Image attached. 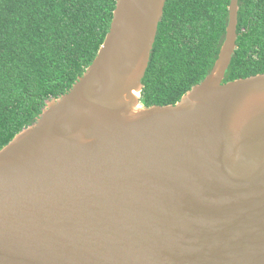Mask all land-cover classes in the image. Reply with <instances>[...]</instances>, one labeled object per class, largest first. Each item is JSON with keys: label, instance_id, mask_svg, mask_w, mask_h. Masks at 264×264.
I'll list each match as a JSON object with an SVG mask.
<instances>
[{"label": "water", "instance_id": "95a60500", "mask_svg": "<svg viewBox=\"0 0 264 264\" xmlns=\"http://www.w3.org/2000/svg\"><path fill=\"white\" fill-rule=\"evenodd\" d=\"M167 0H117L71 90L0 149V264H264V73L210 74L175 105L142 80Z\"/></svg>", "mask_w": 264, "mask_h": 264}, {"label": "trees", "instance_id": "16d2710c", "mask_svg": "<svg viewBox=\"0 0 264 264\" xmlns=\"http://www.w3.org/2000/svg\"><path fill=\"white\" fill-rule=\"evenodd\" d=\"M117 0H0V149L92 64ZM230 0H167L142 80L145 107L175 105L211 72ZM224 83L264 73V0H239Z\"/></svg>", "mask_w": 264, "mask_h": 264}]
</instances>
